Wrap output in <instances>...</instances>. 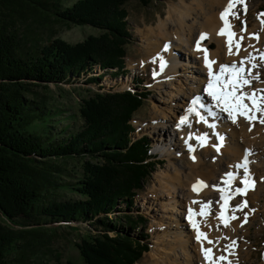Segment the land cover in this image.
Returning a JSON list of instances; mask_svg holds the SVG:
<instances>
[{
	"label": "trees",
	"instance_id": "obj_1",
	"mask_svg": "<svg viewBox=\"0 0 264 264\" xmlns=\"http://www.w3.org/2000/svg\"><path fill=\"white\" fill-rule=\"evenodd\" d=\"M127 1L78 0L63 7L61 0H0V216L6 222L0 225V264L29 263L27 254L35 244L72 223L86 222L96 232L76 244L85 264H134L148 250L146 233L125 232L111 215L121 204L132 206L155 164L148 137L133 139L130 124L148 92L132 86L83 98L78 126H64L60 137L52 135L54 114L45 98L32 93L34 86L67 82L96 66L112 78L122 75L130 36ZM31 18L102 32L73 44L60 38L41 44L20 34L19 23ZM98 77L85 81L96 83ZM70 158L82 159V177L72 187L58 182L66 174L57 160ZM56 185L79 198L49 196ZM125 217L129 228L144 221Z\"/></svg>",
	"mask_w": 264,
	"mask_h": 264
},
{
	"label": "rangeland",
	"instance_id": "obj_2",
	"mask_svg": "<svg viewBox=\"0 0 264 264\" xmlns=\"http://www.w3.org/2000/svg\"><path fill=\"white\" fill-rule=\"evenodd\" d=\"M61 1L62 6L67 7L78 0ZM185 3L187 5L191 3L190 5L196 9L195 11L197 12H194L193 16L195 13L197 14V18L195 19L197 21L196 24L198 22L200 24L203 20L202 10L196 5V1L185 0ZM247 5H249V8L245 16H243V6H239L240 10H235L236 15L231 16V21L240 32L244 28L245 23L247 28H253L256 27L258 19H264V17L259 16L260 13H264V0H247ZM173 6H180V0H150L147 3H142L139 0H128L123 5L127 11L125 22L130 36L128 42L125 44V71L122 75L112 78L110 73H104V70L96 66L92 72H87L78 78L74 77L67 82H61L57 85L50 83L47 86L39 85L32 87L33 95L37 93L38 98H45L47 108L52 110L54 114L52 135L59 137V130L64 126L74 128L78 126V120L76 119H79L78 109L83 98L91 96L96 92L132 90V86L139 87L138 91L145 88V91L148 92V95L142 102V106L133 113L130 124L134 128L133 139L142 135L148 137L150 143L148 154L155 164L144 181L143 188L134 196L132 206L121 204L118 206L120 211L116 209L117 212L111 214L113 218H117V221H121L122 230L125 232H129L136 237H138L141 230L147 234V238L143 241H147L148 250L134 264H199L197 245L201 244V241L195 239L196 229L192 227L191 222L185 216L188 212V199L186 196L181 199V196L184 195V192L187 191L188 186L191 184H189L190 177L196 178L197 174L202 175V172L207 173L211 184H215L216 182V189L219 188L220 182L223 183L221 176L225 174L221 172L222 168V170H231L232 168V171L233 169H239L241 172H238L237 181L231 187V190H234L236 187H242L240 178L243 174V169L236 168L238 163L236 164L235 162L238 158L232 160L231 148L238 147V150L241 149L244 155L246 149L251 150V155L248 156V160L251 162L249 170L251 174L253 173L252 179L256 181L254 190H250L247 195L233 194V199L228 202L229 207L227 212H232L236 205H239L244 200L248 201V206L244 209V212L242 211L239 221H232L234 229H237V223L243 221L244 214H249L252 208H255L256 205L252 197L254 196V192L259 190L260 183H264V142L260 141L261 136L264 137V124L254 121V129L252 131L246 130L245 127V129H241L240 124H237L240 118L237 117V123H233L228 118L227 113L221 112L214 102L207 98L203 90L201 93H203L205 103H208L212 108L211 110H214L213 112L217 113V115H209L205 123L199 117L197 119L196 113L187 112L192 95H194L200 86H205L208 77L196 72L198 70L196 67L204 71L202 69V62H200V59H197L196 55H190L187 50L185 52L183 47V49H179L180 45L174 42L176 41L175 39L169 40L171 43L168 41L171 50L167 52H164V48L160 47L156 42H160V38L158 37L160 35L157 34L158 31L156 29L160 19H164L167 24V30L172 32L173 36L176 26L171 20L167 22V12ZM187 23L195 25L191 17L188 18ZM196 27L194 26L195 29ZM19 31L23 35V39L27 37L32 41H39L41 44L53 38H60L73 44L83 41L89 35L97 36L102 32L99 28L89 25L83 26L59 20H52L51 22L44 20L34 21L32 18L26 22L19 23ZM164 40L163 42H165ZM241 45L245 46L247 44L246 42H242ZM172 46L176 47L175 50H172ZM260 46L259 50H264L263 42H261ZM214 47L215 44L209 43L207 49ZM220 51L219 54L221 60L224 61L223 64H231L234 60L238 63L241 58L245 57L241 53L240 57L227 60L223 55V50L220 49ZM252 53L257 57L255 62L260 65V67L252 70V74L254 76L258 73L260 78L252 79L251 84L245 86L246 92L248 90L264 89V61L259 59L258 51L253 50ZM158 54L167 62V66L163 70L160 68ZM189 64L193 65V67H188ZM246 67H250V65H246ZM218 69L219 67L215 71H218ZM154 73L156 74L154 75ZM99 74H101V77H98L100 79L96 83H86L88 82L85 81L87 77L98 76ZM199 77L201 81L198 83ZM204 81L206 82L204 83ZM260 95L261 93H257V96ZM183 112L187 116H193V121L195 122L193 123V127L199 129L196 133L197 136L207 134L208 139L204 146L197 145V139L193 141H196V144H193L194 150L192 152L195 149H201L199 159L203 161V166L196 169L200 173L193 170L195 173L191 174L188 166L193 165L194 159L190 154V150L188 147H182L183 142L179 134L176 136L172 135V126L176 122H179ZM257 116H259V113ZM241 120V122L245 121L243 117ZM216 121L218 122L217 125L220 124L221 126L218 125L216 128L218 132L215 131L213 133V128L209 127V125L214 124ZM162 126H164V130H160ZM184 128L185 125L180 130ZM184 130H187V128ZM219 136L224 137L223 145L220 147L224 150V153L222 158L219 155L221 160L218 165L214 164L218 162V154L213 151V148L214 145L220 144ZM170 143L175 144L170 149V155L164 151L157 150L162 149L165 145L168 148ZM206 147H209V149H206ZM229 160L232 162H229ZM57 163H60L62 173L66 174L61 179H58L59 183L65 184L66 182H70L69 186L72 187V184L80 180L79 177H82L81 158L59 159ZM228 164L231 165V168H229ZM49 192V196L58 198L78 199L80 196L70 188L67 189L57 185L56 188L51 187ZM229 194H232V191ZM261 195L263 196L258 206H256L257 211L253 213L254 219L257 221L247 230L249 231V237L243 240L248 248L244 249L239 245L232 248L231 252L225 251V246L231 241L228 242L227 239L222 238L219 243V250L222 253L221 255L227 254V260L224 262L228 263L230 261L232 263V260L236 259L243 263V260L240 259L246 258V255H250L248 257L250 261L248 260L249 262L247 261L246 264L264 263V194L261 192ZM211 203L212 206L219 208L221 202L215 195L211 198ZM215 213L214 210L210 213L208 221V226L211 227L212 232L218 231L215 225ZM127 215L134 218L133 220L137 216H142L144 221H141L135 228H129L128 222L124 221ZM247 222H252V220H247ZM4 223L6 222L0 216V225H6ZM44 227L53 230V225H44ZM222 227L223 225L219 227V230L222 229L223 233H220V235L226 236L228 230L225 229L226 227ZM205 232L208 231L206 230ZM95 233V229L86 222L57 227L54 236L48 237L42 244L41 241L38 242L30 249L27 254L29 263L26 264H85L76 244L83 237L86 238L87 235L93 236ZM110 234L113 235L112 232ZM229 234L231 235L229 238H232V233L229 232ZM236 234L238 235L239 233L236 232ZM211 248L214 249V247Z\"/></svg>",
	"mask_w": 264,
	"mask_h": 264
},
{
	"label": "bare ground",
	"instance_id": "obj_3",
	"mask_svg": "<svg viewBox=\"0 0 264 264\" xmlns=\"http://www.w3.org/2000/svg\"><path fill=\"white\" fill-rule=\"evenodd\" d=\"M194 1H196V5L202 10L203 20L202 21L200 20L201 21L200 24H199V22L197 23L198 25L196 24L197 21L195 19L197 18V14L195 13V15H194L195 18L193 16L194 12H197V11H195L196 9L190 5L191 3L189 5H187L185 3V0H180V6H178V7L177 6H173L167 12L168 13V15H167V22L171 20V21H173V23L176 26V28L174 30V33H173V36H172V32H169V30H167V24L165 23L164 19H160L159 22L157 23V26H156V29L158 31V33L157 32L156 33L158 35H160V36H158L160 38V42L159 41H156V42L159 44L160 47H163V48H164V46L166 44H168L169 45V48H168L167 51H170L171 50V48H170V43L171 42L169 40H171V39L174 40L175 39L176 41H174V42H176L177 44L180 45V47H178L179 49H181L183 47L185 49V52L189 51V54L190 55L191 54L196 55L197 56V59L198 60L200 59V62H202V65H203L202 69H204V71H201V70H199L200 69L199 67H196V69H198L196 71L198 74H201L202 73V74H204V75L207 76V69H206V67L204 65V62H203V53L202 52H198V51L195 50V41L200 36L201 33H207L208 34V38L205 41L202 42V45H201L202 47L207 48V46H208L209 43L215 44V47L214 48H208L209 49L208 50L209 51V58L212 59V60L217 61V63L215 65H213L214 71H215V69L217 67H219V65L223 64V62H224V61L221 60V56L219 54L221 52L220 49L223 50L224 57L227 60H230V59H236V58H238V56L240 57V54L241 53L244 54L245 57H246V56L249 55V53H252L253 50H259L260 47H261L260 46L261 42L264 43V32H263L264 31V24L261 23V20L262 19H258L257 20L256 27H253V28H247L246 27V23H245L243 29H246V31H241L240 32V31H238L239 29L237 27H235L234 23L231 21V16L232 15H230L228 17V20H229V22L231 21L230 24L232 25V31H234L236 33V39H239L240 36H243L244 39H243L242 42H246L247 45H245V46H242L241 45V51H240L239 55H229L228 54V50H227V46H226V43H225V37H222V36L217 35L218 29L223 24V22L219 18V14L223 10V8L225 7V5L228 3V0H194ZM239 6L240 7L243 6V10H242L244 12L243 16H245L247 14V10L249 8L248 7L249 5H247V0H244V3H242V4H240V3L236 4V6L234 7L233 11L234 12H235V10L239 11L240 10ZM245 6H246V9H247L246 11H245ZM190 17H191V19H193V23L195 22V25L194 24H192V25L190 24L189 25L187 23L188 18H190ZM194 26H197L196 29L194 28ZM255 32H258V34H259V39L258 40L255 39V38H251L250 35H249V34H252V33H255ZM151 38H153V37H151ZM163 40L165 42H163ZM249 45H252L254 47H249ZM175 48H176L175 46L174 47L172 46V50H175ZM167 51H164V52H167ZM233 52H235V47H233ZM158 55H159V59H160V57H162V56L160 54H158ZM168 58L170 59V57H168ZM168 61L170 62V60H168ZM193 63H195V62H193ZM188 67L191 68V67H193V65H190L189 64ZM197 81H198V83L201 81L200 77L198 78ZM206 81H204V83ZM206 84H207V82H206ZM206 84H205L204 87H201L200 86L199 89L195 93L200 94L201 91L204 90V88L206 87ZM244 91H246L245 88H244ZM248 92L251 93L253 91L252 90H248ZM202 98H203V96H202ZM207 98L212 101L211 97H208L207 96ZM191 99L189 101L188 106L191 104ZM184 115H185V112L182 113V116H184ZM257 115H258V113H257ZM188 118H189L188 119V123L185 124V128H187V130H184L185 128L182 129V130H180L182 126L181 127H177L178 122H176L174 124V126H172V128H173L172 135H175L176 136L177 134H179L181 136L180 139L183 142L182 143L183 144L182 147H188L189 144H191V145L196 144V141L195 142H193V141L196 139L195 138L197 136L196 133L199 131L198 128L193 127V123H195L193 121V116H191V117L188 116ZM239 118H240V121L237 124H240L241 129H245L246 128V130H248V131H250L249 130L250 128H251V131L254 129V127H253L254 121H252L251 123H249L247 120L241 122L242 121L241 120L242 117H239ZM217 123L218 122L216 121L214 124H212V125H215L214 128L212 127L213 128V130H212L213 133L215 131L218 132L216 128L220 124L217 125ZM244 125H246V126H244ZM165 129L167 130V128H165ZM160 130H164V126H162ZM190 134H193L191 139H189ZM161 137H162V135H161ZM261 137L262 138H261L260 141L261 142H264V139H263L264 137L263 136H261ZM174 141H175V139H174ZM185 141H187V143ZM172 143L169 144L168 148H167V145H165L162 149H157V150L158 151H164V152H166L167 154L170 155V153H171L170 152V149L173 148V146L175 145V144H172ZM199 144L200 143L198 141L197 142V145H199ZM192 147H194V145ZM206 149H209V147H206ZM206 149H204V151H206ZM213 151L215 153L217 152V154H218L217 155L218 162H215L214 164H218L219 165V162H220V160L222 158V155L224 153L223 152L224 150L220 148V150L217 151L216 147H214L213 148ZM199 152L201 153V149L200 150L195 149L194 152L190 151L191 156L192 157L193 156L195 157V159L193 160L194 161L193 162V165H189L188 166L189 169H190V171H191V174L195 173L194 171H196V169L201 168L203 166V161H201V159H199V156H201ZM231 152H232L231 156H233L232 157V160H235V159L238 158L236 160V162H235L236 164L237 163L239 164L242 161L243 157L245 156L244 153L241 152V149L238 150V147L231 148ZM219 155L221 156V158H220ZM229 162H232V161L229 160ZM250 165H251V163H249L248 167ZM228 166H229V168H231V165L230 164H228ZM222 169H221V172H223L225 174L227 172H229V171L235 173V170H236V169L235 170L233 169V171H232V168H231V170L230 169H228V170L225 169L226 170L225 171V170H222ZM239 171H240L239 169L236 170V173H238ZM197 173H200V172H197ZM225 174L221 176V179L223 180V183L220 182V187L219 188H222V189L227 188V186L224 184V180L226 179ZM251 175L253 176V173ZM187 176H189V175H187ZM190 179H191L189 181V184L191 183L190 186H188V189H187L186 192H184V195L181 196V199H183L185 196L188 199V203H189L188 204V210H189V208H191V209L194 210V212L199 213L200 208H201V204H206L209 201L211 202V198L213 196H215V195L217 196V199H219L220 202H221L220 205H219V208L212 206V203L210 205V213L213 210L216 212L215 213V215H216L215 225H216V228L218 229L217 232H212L211 231V227L208 226L209 225V222L208 221H209V218H210L209 217L210 216V213L208 215H206V216L196 215L194 217V219L197 221V223L200 226V230L201 231L203 230V232H205L207 230L208 232H205V233H207L208 234V237L212 241L215 242L213 244H208V243H206V241H204L203 242V246L204 247H214L213 253L215 254V256H221L222 253L219 250V243L221 242L222 238L227 237V241L228 242L234 240V241H236V246L241 245L242 248L247 249L248 247L245 245V243H244L243 240L244 239L246 240L249 237V231H247V230H249L250 226L253 225V224H255V222L257 221V220L254 219L255 216H254L253 213L255 211H257L256 210V208H257L256 206H258V204L260 203V201L262 199V196L263 195H261V192H262V194H264L263 193L264 192V183L263 184L260 183V186L258 187L259 190H262V191H259V190L255 191L254 192V196L252 197L253 198V201H254V204L256 205V206L254 205L255 208H252V210L254 209V211L251 210L249 212V214H248V220H252V222L244 223L243 226H241L242 221L240 220L241 222L237 223L238 224L237 229H234L233 228L232 221H237V220L239 221L240 215L242 214V211H236L235 212V215L237 217H239V219L232 220L230 222L229 226H227L225 228L224 224L220 223L221 220H219L217 218V214L221 210V204H223L224 201L221 199L222 193L215 188L216 182H215V184H211V181H209V176L207 175V173H203V172H202V175L201 174H197L196 178L195 177L192 178V176H191ZM198 180L203 181L204 184L207 185V186L206 187H203L201 185H197V187L200 190L199 191H193L192 186H193V184H196V182ZM236 181H237V178L233 182V184H232L231 187L234 186V183ZM221 185H222V187H221ZM231 191H232V195H233L234 194V190H231ZM224 194L225 195H228L229 192L226 191ZM194 201H197L199 203H193ZM206 211H208V209H206ZM243 212H244V210H243ZM226 214L232 215L233 212H226ZM185 216L188 219L189 211L187 212V214H185ZM219 224L220 225H223L222 228H225V229L228 230V234L226 233L227 234L226 236L225 235H220V233H222V231H221L222 229L219 230V227H220ZM229 232L232 233V238H229L231 236L229 234ZM236 232H238L239 234L237 235ZM197 251H198V262H199V264H207V262L204 259L203 253L201 251V244L197 245ZM244 252H245V250H244ZM245 254H246V252H245ZM226 255H227L226 253L223 254V256H226ZM249 256L246 255V258L244 257L243 259H240V260H243V263L241 261L239 262V260H236L235 257H234L235 260H232V263L231 264H246L247 261L249 260V258H248ZM220 264H228V263H226L224 261H221Z\"/></svg>",
	"mask_w": 264,
	"mask_h": 264
},
{
	"label": "snow or ice",
	"instance_id": "obj_4",
	"mask_svg": "<svg viewBox=\"0 0 264 264\" xmlns=\"http://www.w3.org/2000/svg\"><path fill=\"white\" fill-rule=\"evenodd\" d=\"M244 3V0H228V3L225 5L223 10L219 14L220 20L223 22L222 26L218 29L217 35L225 37V43L227 46L228 54L229 55H239L241 51V42L243 41L244 37L240 36L239 39H236V33L232 31V25L230 24L228 17L230 15L235 16L236 13L233 11L236 4ZM245 6V11H246ZM260 17H264V13L259 14ZM261 23L264 24V19L261 20ZM242 31H246V29H242ZM251 38L259 39L258 33L249 34ZM208 38L207 33H201L200 36L195 41V50L198 52L203 53V62L207 69V84L204 88V92L207 94L208 97H211L212 101L214 102L215 106L220 109L221 112L227 113L228 118L232 120L233 123H237V117H243L249 123L252 121H258L261 124H264V89H255L253 92H246L244 88L246 85H250L252 79H259L260 76L257 73L253 76L252 70L255 68L260 67L255 61L257 59L252 53H249L248 56L243 57L240 61L232 62L231 64H221L219 65L218 71H214L213 65L217 63V61L212 60L209 58V51L207 48L202 47V42ZM233 47H235V52H233ZM249 47H254L249 45ZM169 45L166 44L164 46V51H167ZM259 52V59L264 61V50H255ZM246 65H250V67H246ZM167 66V62L160 57V68L163 70ZM156 73H154L155 75ZM251 77V79H249ZM257 93H261L260 96H257ZM202 97L196 96L191 101V106L187 109L188 113H196L199 116L200 120L203 122H207L206 118L201 115L197 109V105L199 108H204L206 105L201 102ZM247 101V102H246ZM257 113L260 115L257 116ZM209 115L216 116L217 113L211 111V107L209 106ZM188 116L184 115L180 118L177 127H181L188 123ZM209 127H215V125H209ZM251 131V128L249 129ZM193 134H190L189 139L192 138ZM200 146H204L207 143V134H202L195 137ZM220 144L214 145L217 151L220 150V147L223 145L224 137L219 136ZM187 143V141H185ZM189 150L193 151V147L191 144L188 145ZM251 155V150H245V156L243 157L242 161L236 165L237 168L243 169V174L240 178V184L242 187H236L234 189L235 195H247L250 190L255 189L256 181L252 179L251 172L249 170V163L248 156ZM195 159V157H192ZM238 173L234 172H227L225 174L226 179L224 180V184L227 188H217L218 191L222 193L221 199L224 201L221 204V210L217 214V218L222 221L225 227L229 226L232 220L239 219L235 215L236 211H243L244 208L248 206V201L244 200L239 205H236L235 208L232 210V215H227V209L229 207V201L233 199L232 194L225 195L226 191H231V186L233 182L236 180ZM197 185H201L206 187L207 185L204 184L203 181L198 180L196 184H193L192 189L193 191H199L200 189ZM193 203H199L194 201ZM210 205L211 202H207L206 204H201V208L199 213L194 212L193 209L189 208V216L188 219L190 220L192 227L196 229V237L197 241H201V251L203 253L204 259L207 264H220L221 261H226V256H215L213 253V249L211 247H204L203 242L207 241L208 244L215 243L211 239L208 238V234L200 230V226L197 221L194 219L196 215L206 216L210 213ZM208 209V211H206ZM254 211V209L252 210ZM248 220V213L244 214V219L241 223L243 226L244 223H247ZM227 239V237H225ZM236 246V241H231L228 245L225 246V251H231L232 248ZM228 264H231L229 261Z\"/></svg>",
	"mask_w": 264,
	"mask_h": 264
}]
</instances>
